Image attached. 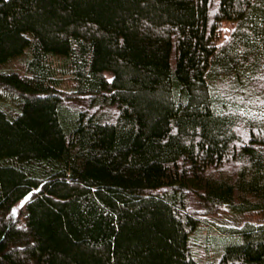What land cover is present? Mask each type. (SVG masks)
Returning a JSON list of instances; mask_svg holds the SVG:
<instances>
[{
	"label": "trees",
	"instance_id": "obj_1",
	"mask_svg": "<svg viewBox=\"0 0 264 264\" xmlns=\"http://www.w3.org/2000/svg\"><path fill=\"white\" fill-rule=\"evenodd\" d=\"M0 264H264V0H0Z\"/></svg>",
	"mask_w": 264,
	"mask_h": 264
},
{
	"label": "rangeland",
	"instance_id": "obj_2",
	"mask_svg": "<svg viewBox=\"0 0 264 264\" xmlns=\"http://www.w3.org/2000/svg\"><path fill=\"white\" fill-rule=\"evenodd\" d=\"M23 210H24V202L21 203V205H19L18 212ZM208 219H209L208 221H205L201 225L199 232L196 234L194 238L195 241L198 242V244L204 241V238L201 237L202 235L213 234L216 231H219L218 225L240 226L246 221H253L255 223H260L262 220V216L259 213L234 214L228 212H221L219 214L210 215Z\"/></svg>",
	"mask_w": 264,
	"mask_h": 264
}]
</instances>
